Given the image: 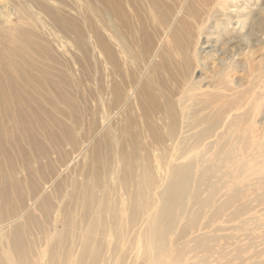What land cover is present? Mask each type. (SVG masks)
<instances>
[{
    "label": "bare ground",
    "instance_id": "6f19581e",
    "mask_svg": "<svg viewBox=\"0 0 264 264\" xmlns=\"http://www.w3.org/2000/svg\"><path fill=\"white\" fill-rule=\"evenodd\" d=\"M74 1L80 16L3 2L0 156L27 145L50 177L3 188V209L19 204L0 216V264H204L215 237L198 221L233 207L243 225L249 170L264 173V2ZM38 215L54 231L28 242Z\"/></svg>",
    "mask_w": 264,
    "mask_h": 264
},
{
    "label": "rangeland",
    "instance_id": "374dc122",
    "mask_svg": "<svg viewBox=\"0 0 264 264\" xmlns=\"http://www.w3.org/2000/svg\"><path fill=\"white\" fill-rule=\"evenodd\" d=\"M1 1L2 3H0V7H1L0 14H2L3 10L8 8L7 4H6L7 7L5 8L3 7L4 5L3 2H5V0H1ZM61 1L64 3H66L67 1L66 8L68 9V12L72 16L74 17L80 16V14L76 13L79 9L78 5L75 3L76 1L74 0H66V1L61 0ZM242 1L243 0H240V4ZM247 1L253 2L254 0H247ZM240 4L234 8L235 10L234 12L243 13L247 11V7L246 9L244 8L245 4L243 7H241ZM259 11L261 12V10ZM259 11L251 12L250 19L255 20L256 16L258 17L262 13L264 15V12L260 13ZM258 12L260 13V15ZM263 17H262L263 19L262 21L264 25ZM12 22L14 23L15 21L12 20ZM213 22L211 23L212 26H207L204 31L206 37L208 38L207 39L208 41L206 42L210 43V45L211 43H215L214 47L222 50L223 48H225V46H222V43H224V41L223 39L219 37L220 36V31L218 30L219 28L216 29L214 27L215 22L214 23ZM229 27H230V24H229ZM236 30L237 29H232V31H236ZM216 34L218 35V38L216 37L217 36ZM235 35L231 34V35H226V36L228 37L231 36V37L236 38L237 33H235ZM235 38L232 40L233 42H231L229 46L233 47V45L235 44L234 41L236 40ZM216 39H218L220 42H214ZM261 45L263 46V44H260L258 48L262 47ZM0 46L5 47L6 49H11L13 47V43L8 41L5 36H2L0 38ZM231 47L229 48L231 49ZM66 48L68 50V53H71L72 56H76L79 53L77 52L78 50L77 49L75 50L73 46H66ZM229 48L224 50L226 52L225 53L223 52L222 56L227 54V52H229ZM71 51L74 53H72ZM260 59L264 60V55H262ZM203 61L208 63V66H211V61H212L211 59L208 60V58L204 57ZM90 70L91 71L89 73L87 72V76H86L87 78L86 81L88 83L90 81V78H89L90 75L93 73H96V69L93 70V68H91ZM263 100H264V97H263ZM262 115H264V109L262 111ZM84 126L85 125L81 126L82 131H85V129H87V124L85 128ZM11 150H12L13 160H6L5 158L0 156V216L3 211H9L11 208L19 204V202H17V198L14 197L15 193L17 192V189L14 188L15 180L23 181L24 186H25L24 187L25 193H27L28 195H31L33 192V185L35 184L42 185L43 183H46V181L50 177L49 172L45 165L46 163L42 164L40 163V160H38L37 158L35 157L32 158L33 150H29L27 145H23L22 147L18 149L13 147ZM10 161H12L16 165H19V167H14L11 170L9 167ZM57 165L58 163L55 162L54 167H56ZM38 166H40L42 169L40 170L39 173L35 174L34 171ZM259 173H261V175ZM248 177L252 179L253 181H258L260 184L256 183L255 185H248L245 189V197L243 198V200H246L247 204L245 205V214H243V217L248 216L250 214L248 216L250 219H247L248 220V221L246 220L247 222H245L242 225L238 221V218L233 219V220L228 219L229 211L232 210L233 207H231V209L228 210L225 213V215L215 220H211L209 218L210 210L206 209L205 215L202 217V219L198 221V226L201 229L200 231L197 232V234L206 235V236H209V238L213 236L215 237V239L208 242L209 244H211L210 250L200 253V255L205 259L204 264H264V208H263L264 207V173L262 171L261 172H256V171L251 172L249 170ZM8 183L13 184V189L15 193L14 195L10 194L9 198L11 200H14L15 203H13L11 207H8L7 209H3V206L5 203L2 197V190ZM219 200H217L216 203H218ZM65 204H66V201H65ZM38 217H37L38 220L36 218V222L28 224L27 232L29 236L28 235L27 236L30 238V239L28 237L26 238L29 240L28 242H31L30 240L31 239L33 240V237L35 239V236L37 238V235L41 234L42 232L48 231V233H50L54 231L52 227L49 226L48 218L42 219V217L39 215ZM38 222L40 223V225H38ZM26 243H27V240H26Z\"/></svg>",
    "mask_w": 264,
    "mask_h": 264
}]
</instances>
